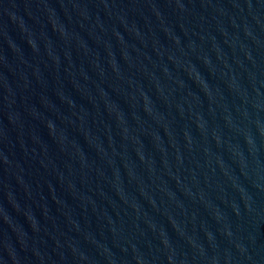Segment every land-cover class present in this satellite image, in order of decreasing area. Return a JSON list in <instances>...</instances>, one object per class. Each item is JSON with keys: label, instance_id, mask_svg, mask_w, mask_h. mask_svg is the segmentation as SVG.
Here are the masks:
<instances>
[{"label": "water", "instance_id": "1", "mask_svg": "<svg viewBox=\"0 0 264 264\" xmlns=\"http://www.w3.org/2000/svg\"><path fill=\"white\" fill-rule=\"evenodd\" d=\"M0 264H264V0H0Z\"/></svg>", "mask_w": 264, "mask_h": 264}]
</instances>
